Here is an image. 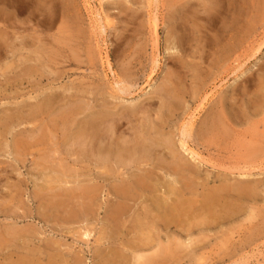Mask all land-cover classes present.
I'll return each mask as SVG.
<instances>
[{
  "label": "rangeland",
  "instance_id": "rangeland-1",
  "mask_svg": "<svg viewBox=\"0 0 264 264\" xmlns=\"http://www.w3.org/2000/svg\"><path fill=\"white\" fill-rule=\"evenodd\" d=\"M185 1L187 0H17L13 3L8 0H0V9H3V13L8 16V22L18 25L20 31L16 34V37L19 35L18 39L10 36L9 41L13 44L16 42L17 47L15 50H12L11 46L8 48V51L5 52L6 55L4 54L3 62L9 64L13 62L14 64L20 56L23 58L20 68L23 71L20 79L23 82L22 90L25 92V95L16 100L13 97L12 87H9L7 91L9 97L4 98L5 102L2 100L0 103V120L13 114L17 101L23 107L21 112L23 114H19L20 116L24 115L21 119L22 124L20 119L17 120L20 121L19 124L10 123L6 128L1 127L0 124V132L2 131L0 133V195L4 196L11 193L9 187L11 182L14 184L16 181L15 183L20 185L15 191L16 193L13 192L17 199L0 196V203H5L3 199H6L5 205L0 204L1 210L8 208L9 210L21 211V214L32 213V215H36L42 209L41 206L46 202L43 201L44 198L41 199L35 194L36 188L40 186H46L45 190H48L47 178L45 177L48 172L44 170L41 174L38 167V164L42 165L43 163L40 161L39 155L41 153L44 152L47 156L49 154L51 163H55L54 159L58 162L61 158H65L68 164L74 165V157L69 153L67 154L65 148H61L59 139L54 136V133L51 135V142L49 141L48 144L35 145L34 148L31 146L26 154H16V151L13 150L14 139L25 137L24 140L34 142L40 134V130L46 126H43L42 120L28 119V113L26 114L28 109L30 110L31 107H35L44 101L47 96H52L54 105L52 104L50 115L55 118L62 109L72 103V100H77L78 96V99L83 98L92 110L102 105L101 108L109 110L105 106L109 99H112L111 104H108L109 106L118 103L120 108L128 106L133 108L141 103V105L146 106V112L148 109H152L150 114L147 113V118L153 119L155 117L154 112L161 103L160 90L171 76L169 73H172V78L176 84L186 91L182 109L175 115L176 118L171 119L170 124H168L169 130L175 133L176 140L180 138L178 126L189 118L194 121V128L198 129L207 113L211 110H217L219 107H225L233 119L236 117L234 113H241L234 120L230 130L231 135L226 142L209 144V146L203 143L199 145V152L202 157L209 159L215 166L204 165L200 179L210 177V185H218L222 182L225 173H233L229 180L232 182L239 176L234 174L238 173L237 167H247L251 174L249 177H245V180L249 179L251 185H257L258 194L243 199L241 212L225 219L224 222L207 227L203 235L200 234L199 227H195L191 232H185L182 228L177 229L175 226L164 229L162 234L166 243L171 234L179 236L180 239L201 237L205 242L203 243L205 246L197 249L198 252H192L191 249L183 250V248L177 255L180 258L169 255L173 259H170L167 264H264V154L254 155L248 149V145L251 144L255 146L261 144V147H264V138H262L264 135V95L258 88L259 81L264 80V69L260 68L264 65V10L259 14L261 20L256 25V29L246 37L245 46L241 50L243 52L240 63L235 58H231L222 66H219L221 63L212 68L216 57L213 54V49L204 48L207 50L204 51L206 57L199 58L201 53L199 40L196 39L194 42L193 35L192 41H189L191 43L188 42L183 46L182 33L175 27L176 20L181 16V13L183 14L181 4ZM191 1L198 9H201L204 4V0ZM214 1L218 3L217 8L228 9L229 0ZM246 1L250 2V0ZM48 3H50L53 17L46 15L43 11L39 12V8L46 10ZM238 7H240L239 4ZM244 10L247 11V9ZM99 11H103L104 17L99 15ZM251 13H245L243 19L249 20ZM152 18L154 19L152 20ZM108 19L109 23L107 22ZM155 19L159 21L156 22ZM154 23H157L158 27H155ZM9 31L11 35L13 30L9 28ZM156 33H159L158 41ZM156 43L157 45H155ZM258 48L260 49L257 50ZM13 51H16V55ZM108 51L111 53V67L107 65L106 53ZM175 61H178L177 67L173 66ZM124 64L127 65V68ZM30 68L35 72L33 77L28 75ZM9 75L11 79L15 76L13 72ZM252 77L254 80L251 84L249 82L247 84L245 80ZM114 80L126 82L130 86V91L128 90L126 94L120 90H114V87L117 89L118 86L122 85L117 84L118 82ZM82 87L85 89L88 87L86 90L88 92ZM107 88L111 90L109 91ZM89 90L91 91L89 92ZM96 90H99L98 95ZM85 96L86 98H84ZM151 102H154V105L148 106ZM124 123L122 129L128 131L132 124L131 122L128 124L126 120ZM195 140L197 143L201 141L197 139V135H195ZM16 155H19V161L16 160ZM222 164L225 167H222ZM91 166V161L84 160L82 170H79V174L82 175L80 179L85 182H88L89 174H92L90 173ZM36 167L39 168L37 172H35ZM207 169L208 171H206ZM35 176L40 178H37V182H35ZM39 181H41V185ZM102 199L103 195L99 198L98 205ZM39 200L41 203H38ZM7 204L9 205L6 206ZM22 209L24 210L22 211ZM103 214L101 213V215ZM0 215V224H3L1 226L14 224L13 220L6 217L8 215L6 211H1ZM35 221L38 219L34 220V223H38ZM95 221V218L90 219V223H94L93 225H96L97 230L93 232V236L87 241L88 243L85 242L86 239L82 240L81 234L77 231V228L79 230L84 225L81 220H73L72 224H63V222L52 219L49 224L42 221L38 224L43 233L40 239L51 236L52 227L56 226V229L69 228V230L75 227V232L77 231L76 234L79 235L77 237L79 239H76L84 242L75 244L73 239H68L66 245L70 258L69 263L76 264L74 256L77 254V250H81L80 255L84 261L82 264H109L111 248H117L122 239H119V236L110 241L105 239L99 246L98 237L103 223L101 219L96 223ZM25 222L27 223L25 224ZM29 222H32V219L20 221L18 225L30 226L31 223ZM59 236L61 235L58 234L57 237ZM40 239H35L33 243L36 241L35 244H40L42 242ZM125 246H121V248L127 250ZM151 250L149 248L148 252ZM124 256L126 259L125 257L121 260L120 257L118 258V264H136V259L134 261L135 252L127 250Z\"/></svg>",
  "mask_w": 264,
  "mask_h": 264
},
{
  "label": "bare ground",
  "instance_id": "bare-ground-1",
  "mask_svg": "<svg viewBox=\"0 0 264 264\" xmlns=\"http://www.w3.org/2000/svg\"><path fill=\"white\" fill-rule=\"evenodd\" d=\"M8 1L14 3L17 0ZM213 1L204 0L201 9L195 7L191 0L185 1L181 4L183 14L181 13V16L176 20L177 24L175 26L182 33L181 41L183 46L192 41L193 35L194 42L196 39L199 40V47H201L199 58L206 57L204 54L206 49L204 48L213 49V54L216 57L212 68L221 63L219 66H222L231 58H235L238 62L240 61L241 53L243 52L241 50L245 46L246 37L256 29V25L261 20L259 14L264 10V0H250V2L246 0H229L228 9L224 7L217 8L218 3ZM238 4L240 7H238ZM46 6V10L39 8L40 11H38H43L46 15L53 17L50 3ZM244 9H247V11ZM3 12V9H0V103L4 98L9 97L7 95L9 87H12L13 97L16 100L25 95L22 90L23 82L20 79L23 71L20 69L23 58L17 55L20 57H17L18 60L14 64L13 62L11 64L3 62L4 54L6 55L5 52L8 51V48L11 46L12 50H15L17 47L16 42L13 44V42L9 41L10 36L16 37V34L20 32L18 25L8 22V16ZM247 12L248 14L252 13L251 18L246 21L243 18H245V13ZM102 13L103 11H99V15L104 17ZM155 21L159 20L155 19ZM107 22H110L109 19ZM153 25L158 27L157 23ZM9 28L13 30L11 35ZM153 30L152 32H154ZM156 36L158 41L159 33H156ZM16 38L18 39L19 35ZM13 52L16 55V51ZM106 57L107 65L111 67L110 51L106 53ZM155 66L157 65L155 64ZM173 66L177 67L178 61L173 62ZM260 68L263 70L264 65L260 66ZM11 72L15 75L12 79L9 75ZM33 74L35 72L30 68L28 75L33 77ZM169 75L171 76L166 81L167 83H164L165 85L160 90L161 103L154 112L155 117L153 119L147 118V113L150 114L152 109H148V112H146V106L141 105V103L133 108L131 106L120 108L117 102V104L109 106L112 99L105 103L109 110L101 108L103 105L92 110L84 102L83 98L79 100L77 96V100H72V103L67 107L61 108V112L55 118L50 115L54 102L52 96H47L44 101L37 105L35 104V107H29L31 111L29 109L26 111L28 119L42 120L43 126H46L40 130V134L34 142L27 141V139L24 140L25 137L14 139L13 150L16 151V154H26L31 146L48 144L51 140V135L54 133V136L59 139L57 140L60 142L61 148H65L67 154L69 153V155L74 157V165L68 164L65 158H61L58 162L54 159L55 163H51L52 160H50L49 154L47 156L43 152L39 155L40 161L43 162L42 165L38 164L41 171L39 172L42 174L44 170H47L49 173L45 174L48 190H45L46 186H40L41 181H39L40 187L36 188L37 191L35 189V194L41 199L44 198L43 201L46 203L40 204L42 209L36 215H32V213L21 214V211L9 210L8 208L1 210L2 208H0V213L1 211H6L8 214L6 217L14 221L11 226H1L3 224H0V264H70L66 243L69 238L73 239L75 244L80 243L84 239L88 243L87 241L93 236V232L97 230L96 225L90 223L92 218H95V223L99 219L103 223L100 229V236L98 237L99 246L105 239L110 241L118 236L119 239H122L119 244L117 243V248H111L109 264H118V258L120 257L121 260L125 257V251L127 250L135 252L134 261L136 259V264H167L170 259H173L169 255L177 257L183 248V250L191 249L192 252H198L197 249L205 246L203 244L205 242L201 237L180 239L179 236L171 234V236H168V242L166 243L162 234L164 229L175 226L177 229L182 228L185 232H191L195 227H199L200 234L203 235L207 227L224 222L225 219H229L241 212L243 199L251 198L258 194L257 185H251L249 179L245 180V177H249L251 174L247 167H237L239 169L238 173L234 174H238L239 176L236 177L239 179L236 178L232 182L229 180L233 173H225L222 182L218 185H210V177L200 179L204 165H214L209 159L202 157L199 152V145L203 143L209 146V144L226 142L231 135L230 130L234 120L241 113H234L236 117L233 119L232 115L230 116L231 113H228L225 107H219L217 110H211L207 113L198 129L194 128V121L189 118L179 126L177 125L180 138L176 140L175 133L169 130L168 124L182 109L186 91L176 84L174 78H172V73H169ZM253 80L252 77L245 81L247 84L248 82L251 84ZM116 82L122 85L119 84L120 86L116 87L117 89L113 86L114 90L126 93L130 89L126 82ZM258 84L259 90L264 95V80L261 79ZM82 88L85 89L84 87ZM96 92L98 95L99 90H96ZM75 94L77 95V93ZM16 104L15 111L11 116H8L9 119L8 117L1 118V127L6 128L8 124L14 122L19 124L24 117V115L20 116L19 114L23 109L21 103L17 101ZM153 105L154 102H151L148 106ZM190 117L192 118V115ZM19 119L20 121H17ZM124 120L128 124L129 122L132 124L128 131L122 129L125 125ZM195 135H197V139L201 140L200 143L196 142ZM262 138H264V135ZM248 149L254 155L264 154V147H261V144L258 146L248 145ZM18 156L15 159L19 161L20 157ZM51 158L53 157L51 156ZM84 160H89L92 163L90 167V173L92 174H89L88 182L80 179L82 175L79 174ZM33 163L35 164V161ZM221 166L225 167L223 164ZM38 167H36L35 172L39 169ZM35 178V182L40 179L37 176ZM15 182L14 184L11 182V186H9L11 193L0 196L3 198L8 197V199L16 198L13 192L17 191L20 185ZM102 195V202L98 205V200ZM3 200L6 203V199ZM33 200L35 199L33 198ZM7 202L11 203L10 201ZM5 203H2V205H5ZM38 203H41L40 200ZM101 213L104 214L101 215ZM30 219H32L33 223L34 220L38 219V221H35L38 223L29 222L31 223L30 226L18 225L20 221H28ZM51 219L63 222V224H72L73 220H81L84 225L79 230L76 228L79 231L78 233L81 234L82 240H77L79 235L77 236L75 227L69 230L68 227V229H56V226L52 227L51 236L41 237L40 239L43 233L42 228L38 224L42 221L49 224ZM58 234L61 236L57 237ZM35 239H40V242H42L37 245L35 244L36 241L33 243ZM121 246H125L127 250H124ZM149 248L152 249L150 252H148ZM76 252L74 261L76 264H82L84 261L82 255H80L81 250ZM3 255L5 256L4 259Z\"/></svg>",
  "mask_w": 264,
  "mask_h": 264
}]
</instances>
